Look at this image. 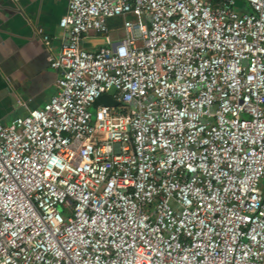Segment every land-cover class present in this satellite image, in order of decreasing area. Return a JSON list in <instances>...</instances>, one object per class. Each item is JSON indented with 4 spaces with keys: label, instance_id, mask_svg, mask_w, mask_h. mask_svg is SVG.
Instances as JSON below:
<instances>
[{
    "label": "built area",
    "instance_id": "built-area-1",
    "mask_svg": "<svg viewBox=\"0 0 264 264\" xmlns=\"http://www.w3.org/2000/svg\"><path fill=\"white\" fill-rule=\"evenodd\" d=\"M247 1L69 0L56 93L0 122V264H264V0Z\"/></svg>",
    "mask_w": 264,
    "mask_h": 264
},
{
    "label": "crops",
    "instance_id": "crops-1",
    "mask_svg": "<svg viewBox=\"0 0 264 264\" xmlns=\"http://www.w3.org/2000/svg\"><path fill=\"white\" fill-rule=\"evenodd\" d=\"M224 0H209L217 6ZM251 11L247 0H234ZM69 0H0V122L43 106L58 86L59 72L50 65L64 40L60 19ZM42 31H39V29ZM49 35L45 39L44 35Z\"/></svg>",
    "mask_w": 264,
    "mask_h": 264
},
{
    "label": "water",
    "instance_id": "water-1",
    "mask_svg": "<svg viewBox=\"0 0 264 264\" xmlns=\"http://www.w3.org/2000/svg\"><path fill=\"white\" fill-rule=\"evenodd\" d=\"M92 34H94L95 32L94 31H91ZM103 41V39H101V42ZM83 46L85 47H93L94 44L89 40V39H85L83 41ZM98 100L103 103V104H106V105H118V101L115 100L114 98H112L109 94L107 93H104L102 94Z\"/></svg>",
    "mask_w": 264,
    "mask_h": 264
},
{
    "label": "rangeland",
    "instance_id": "rangeland-1",
    "mask_svg": "<svg viewBox=\"0 0 264 264\" xmlns=\"http://www.w3.org/2000/svg\"><path fill=\"white\" fill-rule=\"evenodd\" d=\"M125 34L124 30H114L111 32V36L113 37V39H116L118 37H122ZM115 89H111L109 91V93H114ZM92 111L95 112V108H92ZM263 183H264V178H263Z\"/></svg>",
    "mask_w": 264,
    "mask_h": 264
}]
</instances>
